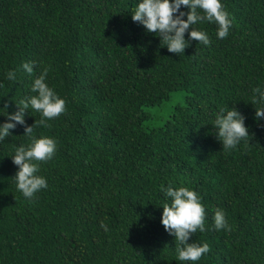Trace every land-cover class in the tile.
Instances as JSON below:
<instances>
[{"label": "trees", "instance_id": "1", "mask_svg": "<svg viewBox=\"0 0 264 264\" xmlns=\"http://www.w3.org/2000/svg\"><path fill=\"white\" fill-rule=\"evenodd\" d=\"M136 2L0 0V106L16 111L44 67L66 100L47 127L25 112L35 135L57 141L40 162L48 187L33 198L16 188L11 159L29 142L24 126L0 140V264H182L160 222L170 183L195 189L205 208L206 230L189 242L210 247L194 264H264V121L249 102L264 83V0H222L229 35L194 25L209 44L192 39L179 54L131 19ZM226 106L251 133L231 150L215 136ZM217 208L230 230L214 228Z\"/></svg>", "mask_w": 264, "mask_h": 264}, {"label": "clouds", "instance_id": "2", "mask_svg": "<svg viewBox=\"0 0 264 264\" xmlns=\"http://www.w3.org/2000/svg\"><path fill=\"white\" fill-rule=\"evenodd\" d=\"M183 6V7H182ZM185 9H187L185 11ZM131 19L144 27L145 32L160 38V47H166L170 53H184L190 40L207 45L210 42L207 31L194 25L205 22L217 25L216 36L225 38L229 35L233 20L224 7L222 0H137L131 12ZM191 26V27H190ZM187 32V38L185 33ZM34 61H25L20 67L24 72H34ZM49 67H44L34 78L31 89L35 93L18 101L17 110L7 111V101L0 106V116L6 117L0 122V140L12 135L11 129L17 125L24 126L23 135L29 137L27 144H19L11 155L17 166L14 175L16 188L26 199H31L41 189L48 187L47 178L40 174V162L51 159L57 150L55 138L47 135H35L34 123L47 127L48 121L66 112V100L47 82ZM9 80H16V70L7 72ZM249 102L254 107V119L259 124L264 121V83L251 88ZM29 108L40 113L41 119L29 125L25 123V112ZM245 115L235 107H222L215 114V136L225 150L235 148L251 133L245 124ZM160 191L168 199L162 204L160 222L164 229L176 241V258L184 262L199 261L209 251V244L197 243L189 238L197 230L203 232L205 225V208L198 192L188 186H162ZM216 230H230L224 209L217 208L213 215ZM105 230L107 225L101 224Z\"/></svg>", "mask_w": 264, "mask_h": 264}]
</instances>
